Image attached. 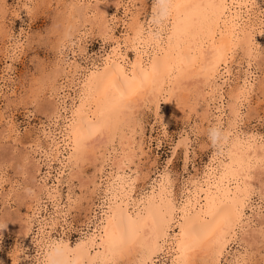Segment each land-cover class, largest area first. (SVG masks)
<instances>
[{"label":"bare ground","instance_id":"1","mask_svg":"<svg viewBox=\"0 0 264 264\" xmlns=\"http://www.w3.org/2000/svg\"><path fill=\"white\" fill-rule=\"evenodd\" d=\"M2 1L0 13L5 21L10 4ZM135 1L103 4L93 0L91 5V0H68L56 60L35 88L44 91L52 108L50 120L36 126L27 144L19 142L13 117L5 122L2 137L12 139L15 147L21 145L35 160L37 172L45 168L35 189L25 195L34 200L22 219L23 237L12 246L13 264H33L29 249L42 255L51 239L52 228L36 219L44 207L40 196L55 208L53 217H63L57 190L46 182L56 162L80 172L86 162H92L91 175L83 185L86 194L81 198L88 206V216L81 222L85 231L74 243L82 250L83 264H155L164 258L168 264H221L222 260L224 264H246L249 259L244 251L231 250L232 244L244 249L258 242L262 231L246 233L242 220L254 198L261 199L256 188L264 186V177L260 178L264 175V143L243 130H253L245 110L255 89L251 61L264 54L257 43L264 21L256 14L264 0H171L170 14L162 22L153 15V1L148 20L141 18L146 11L136 10ZM22 7L27 9L25 3ZM15 20L12 17L2 25L6 39L12 35ZM92 26L109 51L99 68L87 70L81 66L87 60L81 45ZM118 27L122 28L120 36L115 35ZM238 54L241 62L235 59ZM7 57L6 53L3 58ZM234 65L240 72L236 86L223 91ZM150 107L159 122L158 137L151 135L152 126L146 135L139 123V109ZM185 108L187 115L199 117L206 147L211 150L209 159L201 170L194 168L189 179L175 182L166 169L152 178L157 160L150 155L151 145L160 148L162 136L166 137V125L173 116L168 110L179 114ZM136 126L141 129L139 134L134 131ZM213 126L225 130V142L217 147L207 136ZM26 136L24 140L31 138ZM41 137L46 152L39 151ZM188 142L186 133L174 143L171 155L180 147L186 163ZM61 149L66 155L59 160ZM26 154L19 159L24 162ZM141 156L145 167L135 165ZM33 226L37 227L34 237Z\"/></svg>","mask_w":264,"mask_h":264},{"label":"rangeland","instance_id":"2","mask_svg":"<svg viewBox=\"0 0 264 264\" xmlns=\"http://www.w3.org/2000/svg\"><path fill=\"white\" fill-rule=\"evenodd\" d=\"M6 1L7 6L10 4L7 7V20L12 17H16V20L13 23L11 37L6 39L5 34L2 33V25L5 22L8 23V21H3L0 13V76L2 75V80H0V115L5 118V120L0 121V176L2 178L0 183V225H6V227H0V264H13L11 258L13 254L12 246L23 237L22 219L29 202L34 200L25 197L27 194L26 189H35V181L41 179L45 168L41 166L40 172H37L36 162L31 159L29 154L25 153L26 150L21 145L15 147L12 139L3 138L2 135L7 127L5 122L11 116L13 117V125L19 130V136L17 137L19 142L22 144L30 143L34 138L32 135L36 131V126L47 124L52 116V108L43 96L44 91L42 93L35 90V88L39 79L51 70L56 60L55 49L58 39L63 35L61 33L64 28L62 21L65 18V7L68 0ZM152 1H135L136 10L140 8V10L144 9L146 11L143 15L144 18L141 16L143 20L149 19ZM102 2L105 4L108 0H102ZM142 2L143 4H141ZM1 3L4 2L0 0V5ZM23 3L27 5V9L22 7ZM91 5H94L93 0H91ZM263 12L264 6L256 14L261 16L264 21ZM121 13L120 11L118 15L122 16ZM121 30L122 28L118 27L115 30V35L120 36ZM85 41V44L81 46L85 50L84 57L87 60L81 62V66L87 70H91L95 66L99 68L103 58L109 51L108 45H103L102 38L95 26L87 30ZM257 43L260 48H264V32ZM6 53L8 57L4 59L3 56ZM240 54L235 58L238 62L242 61ZM71 57V54L68 53V59L71 60ZM251 64L249 71L255 89L250 93L248 108L245 112L248 111L246 115H250L251 119L249 120H251V123H249V127H252L253 130L246 127L243 131L254 134L261 143H264V54L252 60ZM238 69L237 65L231 68V75L228 77L227 85L223 86V91H227L229 86H236L235 82L238 81L236 77L240 74ZM261 85L263 87L260 89ZM255 112L258 114L256 115ZM168 114L173 116L166 125V137L162 136V145L157 149L154 144L151 145L150 152L152 154L150 155L156 156L157 160L155 171L152 172L151 177L154 178L163 169H166L170 173L169 176L175 179L176 182V180L181 181L193 176L196 171L194 168L201 170L207 163L211 150L206 147L207 143L201 131L203 127L200 126L199 117L192 113L187 115L186 108L182 112L179 111V114L169 109ZM138 119L143 132L145 129L146 135L149 136V129L152 126L151 135L158 137L159 122L154 120L152 107L150 109H139ZM134 131L140 133L141 129L136 126ZM58 132L56 131L55 134ZM137 133L136 137L139 134ZM186 133L189 138L190 154L187 162L184 163L180 147L173 155H171V149L174 143L179 138L184 137ZM26 135H31V138L24 140L27 137ZM41 139V149L39 151L46 152L48 150L46 142L43 137ZM25 154L28 158L26 160L24 158L23 162L19 158L25 157ZM65 155V151L61 149L59 160L65 159ZM142 158L141 156L140 164L135 160V165L141 167L143 163L146 164L147 162ZM36 159H39V155ZM42 164L43 158L39 159V165ZM135 165L134 167L132 165V168H135ZM80 169L81 172L74 169L77 171L75 172L69 167L63 168L57 162L52 164L49 178L46 181L47 187L56 188L57 193H55V196L58 199V208L63 209L64 215L62 214V218L53 217L56 215L53 214L55 208L50 202H46L42 195L40 198L44 207L41 208L36 217L38 221L41 219L52 228L51 239L59 238L74 244L78 240L79 234L85 231L84 227H81V222H84L86 220L85 216H88V211H86L88 206L86 201L81 200V198L86 194L83 185L91 175L92 162H86L83 168ZM263 177L262 174L260 178ZM256 192L261 193V199H258V196L254 198L253 207L244 211L242 221L243 225H246V233L253 229L262 231L258 235V242L246 248L242 246L246 250L235 244H232L230 248L231 250L240 249V252L244 251L246 258L249 259L246 264H264V186H261V189L256 188ZM77 199L78 201H76ZM95 203L98 204V202ZM258 206L263 208L258 210ZM96 213H98V210H96ZM36 230L37 227L33 226L31 229L32 237L36 234ZM28 256V259L36 264V260L40 258L41 253L29 249ZM224 263L222 260L221 264ZM23 264H26V262H23ZM155 264H168V262L164 258L163 262ZM192 264H199V262Z\"/></svg>","mask_w":264,"mask_h":264},{"label":"clouds","instance_id":"3","mask_svg":"<svg viewBox=\"0 0 264 264\" xmlns=\"http://www.w3.org/2000/svg\"><path fill=\"white\" fill-rule=\"evenodd\" d=\"M154 17L161 20L167 18L171 11V0H153ZM208 140L213 147H217L225 142V130L220 126L209 128ZM26 192H31V189H26ZM6 227V225H0ZM83 253L76 245L69 241L54 238L50 239L44 246L40 258V264H83Z\"/></svg>","mask_w":264,"mask_h":264}]
</instances>
